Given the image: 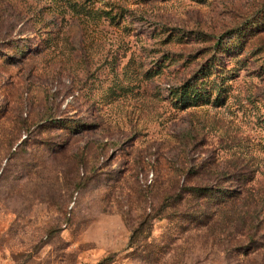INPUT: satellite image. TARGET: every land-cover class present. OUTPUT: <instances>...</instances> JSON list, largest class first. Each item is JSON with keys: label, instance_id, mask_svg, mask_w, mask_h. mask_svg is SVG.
Returning <instances> with one entry per match:
<instances>
[{"label": "rangeland", "instance_id": "obj_1", "mask_svg": "<svg viewBox=\"0 0 264 264\" xmlns=\"http://www.w3.org/2000/svg\"><path fill=\"white\" fill-rule=\"evenodd\" d=\"M107 256L264 264V0H0V264Z\"/></svg>", "mask_w": 264, "mask_h": 264}, {"label": "trees", "instance_id": "obj_2", "mask_svg": "<svg viewBox=\"0 0 264 264\" xmlns=\"http://www.w3.org/2000/svg\"><path fill=\"white\" fill-rule=\"evenodd\" d=\"M185 87V86H184ZM187 92V89H186ZM186 92H182L178 95V98H180L181 100H189V96ZM194 95H199V94H194ZM187 103V102H185ZM191 173V171L189 172V174ZM214 187L211 186L210 184H204V183H196V184H190L187 181H183L180 185L179 191L177 193H172L168 195V200L166 201V205H171L172 208L177 209V207L186 199L187 197V203L188 202H192L191 205H187V206H191V207H196L195 209L197 210L198 206L195 205H200L202 204L203 198L204 200L207 199L208 200V195L209 193L212 191ZM239 191V189H237ZM242 190H240L241 192ZM223 197L222 199H218L217 201V205H219V202H227V203H234L235 201L238 200V198L240 197V193H231L230 191H223ZM189 195V198H188ZM191 215V213L189 214ZM202 217V216H201ZM200 217L198 216L197 219V223L201 222V219H199ZM203 219V217H202ZM206 221V220H205ZM108 259H110L108 256L105 257L103 260L99 261L96 264H103L105 262V260L108 261Z\"/></svg>", "mask_w": 264, "mask_h": 264}]
</instances>
